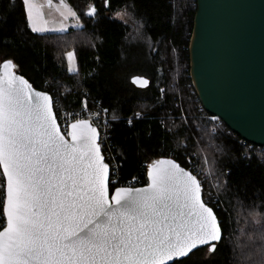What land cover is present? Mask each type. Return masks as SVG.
Listing matches in <instances>:
<instances>
[{
  "label": "snow or ice",
  "instance_id": "obj_1",
  "mask_svg": "<svg viewBox=\"0 0 264 264\" xmlns=\"http://www.w3.org/2000/svg\"><path fill=\"white\" fill-rule=\"evenodd\" d=\"M22 4L33 33L66 30L63 23L44 27L33 0ZM64 7V19L82 27ZM97 13L93 4L85 15ZM10 40L22 43L0 36L2 45ZM66 59L68 71L78 74L75 52ZM19 69L14 55L0 54V264H185L197 252L202 262L217 257L226 228L196 174L174 159H157L148 165L146 186L120 184L113 179L119 165L106 162L102 150L99 113L71 119L62 131L53 96L35 89ZM81 106L87 111V94ZM247 259L264 264V247Z\"/></svg>",
  "mask_w": 264,
  "mask_h": 264
},
{
  "label": "trees",
  "instance_id": "obj_2",
  "mask_svg": "<svg viewBox=\"0 0 264 264\" xmlns=\"http://www.w3.org/2000/svg\"><path fill=\"white\" fill-rule=\"evenodd\" d=\"M89 1L69 0L79 10L76 5ZM93 4L98 13L94 18L83 16L82 29L39 35L26 26L22 0H0V36L22 42L0 44V54L16 57L18 73L36 89L49 92L56 111L79 107L88 93L90 102L98 101L111 117H120L111 123L110 143L118 155L122 180L132 179L142 172L143 164L157 159L172 158L188 170L194 156L202 167L207 163L226 210L214 208L226 228L224 244L214 260L202 262V253L197 252L185 264H251L247 255L264 247V154L241 144L243 140L223 123L213 134L214 124L190 78L196 0H109L107 7L104 0H95ZM124 13L133 20L126 22L119 16ZM69 51L76 54L78 74L68 71ZM135 76L149 79L150 86L136 88L131 83ZM137 113L143 118L135 119ZM128 119H133L131 127Z\"/></svg>",
  "mask_w": 264,
  "mask_h": 264
},
{
  "label": "water",
  "instance_id": "obj_3",
  "mask_svg": "<svg viewBox=\"0 0 264 264\" xmlns=\"http://www.w3.org/2000/svg\"><path fill=\"white\" fill-rule=\"evenodd\" d=\"M196 2L189 57L198 100L241 140L264 148V0ZM136 77V88L150 86Z\"/></svg>",
  "mask_w": 264,
  "mask_h": 264
},
{
  "label": "built area",
  "instance_id": "obj_4",
  "mask_svg": "<svg viewBox=\"0 0 264 264\" xmlns=\"http://www.w3.org/2000/svg\"><path fill=\"white\" fill-rule=\"evenodd\" d=\"M87 94V101H88V109L87 111H83L82 110V106H81V102H80V106L76 107L72 110H62V111H57L58 113V122L61 124V129L62 131L64 130L65 126L67 123L71 122V119L74 118H89V113H99V119L97 122V126L98 129L100 131V136H101V141H102V150L103 153L105 155L106 158V162L108 161L109 158H113L111 163L113 165H119V168L116 169L115 174L113 176L114 180H119L120 184H129L131 183L133 186L135 187H141L147 184V168L148 165L147 164H143V170L140 174L136 175L135 179H129V180H122L121 177V173H120V162L118 159V155L115 152V149L113 147V145L110 143V126L112 122H116V121H112V117L110 114V111L108 110L107 113H105L103 111L104 108L101 103H99L98 101H91L90 102V95L88 93ZM85 99V94L82 96L81 101H83ZM70 113H79L80 116L79 117H68V114ZM208 120L210 122H212L214 124V128H213V134H217L219 128L222 125L221 120L218 117L215 116H208L207 117ZM120 121V119L118 120ZM107 124V128L105 127V125ZM240 143H244V144H248L244 141H240ZM252 146V145H250ZM261 153L264 154V148H259ZM194 161L191 163L190 166V171L193 172V174H196L198 176V179H200L203 183V187H204V192H205V198H211L212 204L214 206V208L218 209V210H225L221 200L219 199V197L216 195L215 193V182L212 180V175L210 172V169L208 168V164L205 163V166L202 167L199 163H198V159L196 156H194ZM119 186V185H117ZM226 211V210H225Z\"/></svg>",
  "mask_w": 264,
  "mask_h": 264
},
{
  "label": "crops",
  "instance_id": "obj_5",
  "mask_svg": "<svg viewBox=\"0 0 264 264\" xmlns=\"http://www.w3.org/2000/svg\"><path fill=\"white\" fill-rule=\"evenodd\" d=\"M95 0L89 1V4H85L83 6H80V10L78 7H74L69 0H63V4L61 3V0H51V4L48 3V0H33L36 7L43 13V20L47 21L46 25H43L44 27H47L49 29L53 28H59L61 23L65 24H74V26L77 25V21L74 20L72 17H69L67 20L64 19V17L61 15L62 12L65 14L67 13V9L64 7V5L69 6L73 11L77 13L79 16V24L82 25V27L77 28H70L68 31L64 32H56V31H48L45 33H37L39 35H47V34H66L70 30H80L83 28V16H86L85 13L90 5H93Z\"/></svg>",
  "mask_w": 264,
  "mask_h": 264
},
{
  "label": "rangeland",
  "instance_id": "obj_6",
  "mask_svg": "<svg viewBox=\"0 0 264 264\" xmlns=\"http://www.w3.org/2000/svg\"><path fill=\"white\" fill-rule=\"evenodd\" d=\"M119 16H121L122 18H124L125 17V21L126 22H130V21H132L133 19H132V16L130 15V14H126L125 15V13L124 14H120ZM64 25H66V30L65 31H68L70 28H77V26H74V24H73V26H72V24H67V23H65ZM136 30H138V28L136 29ZM133 34H135V36H137L138 37V35L135 33V29H134V33ZM139 34L141 35L142 33L141 32H139ZM66 62H67V66H68V61H67V59H66ZM74 66H77L78 67V63H77V60H75V62H74ZM78 71H79V67H78ZM141 90H143V89H141ZM168 126H171L170 124H168ZM257 218V217H256Z\"/></svg>",
  "mask_w": 264,
  "mask_h": 264
}]
</instances>
